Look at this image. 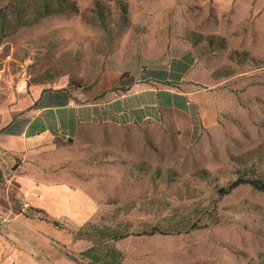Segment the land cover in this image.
<instances>
[{"label": "rangeland", "instance_id": "rangeland-1", "mask_svg": "<svg viewBox=\"0 0 264 264\" xmlns=\"http://www.w3.org/2000/svg\"><path fill=\"white\" fill-rule=\"evenodd\" d=\"M73 1L7 35L0 25V264H80L94 224L128 233L121 264H264V191L218 193L264 179V0ZM174 43L215 91V124L170 111L19 139L34 86L145 78Z\"/></svg>", "mask_w": 264, "mask_h": 264}, {"label": "crops", "instance_id": "crops-1", "mask_svg": "<svg viewBox=\"0 0 264 264\" xmlns=\"http://www.w3.org/2000/svg\"><path fill=\"white\" fill-rule=\"evenodd\" d=\"M195 62L192 48L174 43L145 78L120 80V70L112 69L89 89L34 86L24 102L23 135L18 137L69 139L90 123H140L170 111L182 112L191 125L210 127L217 120L216 93L198 83Z\"/></svg>", "mask_w": 264, "mask_h": 264}, {"label": "trees", "instance_id": "trees-1", "mask_svg": "<svg viewBox=\"0 0 264 264\" xmlns=\"http://www.w3.org/2000/svg\"><path fill=\"white\" fill-rule=\"evenodd\" d=\"M76 10L77 5L73 0H12L6 6V11L0 13V25L5 29L3 34L7 35L20 26L34 24L48 15L66 14ZM77 86L80 87L81 84L78 83ZM242 183H248L255 189L264 191V179L240 175L228 185L220 187L218 193L225 194ZM53 223L58 225L56 220ZM84 235L91 244L80 252V258L73 256V260L80 264H121L124 255L115 246V242L127 236V232L94 224L90 226V232Z\"/></svg>", "mask_w": 264, "mask_h": 264}, {"label": "water", "instance_id": "water-1", "mask_svg": "<svg viewBox=\"0 0 264 264\" xmlns=\"http://www.w3.org/2000/svg\"><path fill=\"white\" fill-rule=\"evenodd\" d=\"M69 140L71 141V138H69Z\"/></svg>", "mask_w": 264, "mask_h": 264}]
</instances>
